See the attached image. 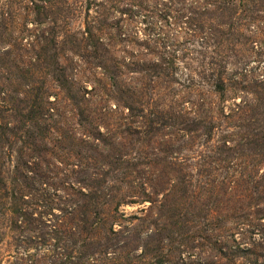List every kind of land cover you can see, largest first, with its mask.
Here are the masks:
<instances>
[{
  "label": "rangeland",
  "instance_id": "obj_1",
  "mask_svg": "<svg viewBox=\"0 0 264 264\" xmlns=\"http://www.w3.org/2000/svg\"><path fill=\"white\" fill-rule=\"evenodd\" d=\"M261 235L264 0H0V264H250Z\"/></svg>",
  "mask_w": 264,
  "mask_h": 264
},
{
  "label": "trees",
  "instance_id": "obj_2",
  "mask_svg": "<svg viewBox=\"0 0 264 264\" xmlns=\"http://www.w3.org/2000/svg\"><path fill=\"white\" fill-rule=\"evenodd\" d=\"M76 211H79V208ZM82 222L85 223V221ZM216 222V220H212L211 224H215ZM200 232L201 235L198 237L197 242L199 240L210 238V234L208 232ZM250 247V252L248 253L249 255H252V261L250 264H264V235H261L260 238L258 237L256 242H251Z\"/></svg>",
  "mask_w": 264,
  "mask_h": 264
}]
</instances>
